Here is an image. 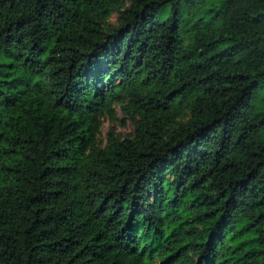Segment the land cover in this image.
Returning a JSON list of instances; mask_svg holds the SVG:
<instances>
[{
  "label": "trees",
  "instance_id": "16d2710c",
  "mask_svg": "<svg viewBox=\"0 0 264 264\" xmlns=\"http://www.w3.org/2000/svg\"><path fill=\"white\" fill-rule=\"evenodd\" d=\"M263 84L264 0H0V264H264Z\"/></svg>",
  "mask_w": 264,
  "mask_h": 264
},
{
  "label": "rangeland",
  "instance_id": "374dc122",
  "mask_svg": "<svg viewBox=\"0 0 264 264\" xmlns=\"http://www.w3.org/2000/svg\"><path fill=\"white\" fill-rule=\"evenodd\" d=\"M210 1H215V0H210ZM166 8H164L161 12L162 15L165 14L166 12ZM190 10V8L188 6L184 7L183 9V13H187ZM160 14V15H161ZM116 18H117V13L114 12L108 19V21L111 24H114L116 22ZM161 18V16H160ZM159 18V20H160ZM260 94L264 93V84L260 87L259 90ZM122 118L123 115L121 113L120 110H118V114H117V119L116 120H110L108 118H104L103 119V127H102V134L105 137L106 132L108 131L109 128H113L115 130V132L121 134V136H126L128 133H130V131H132V124L126 120V122L123 124L122 123Z\"/></svg>",
  "mask_w": 264,
  "mask_h": 264
}]
</instances>
